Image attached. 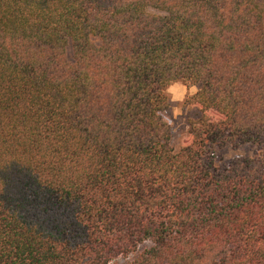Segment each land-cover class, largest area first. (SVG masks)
Listing matches in <instances>:
<instances>
[{
	"label": "trees",
	"instance_id": "16d2710c",
	"mask_svg": "<svg viewBox=\"0 0 264 264\" xmlns=\"http://www.w3.org/2000/svg\"><path fill=\"white\" fill-rule=\"evenodd\" d=\"M117 259L264 264V0H0V264Z\"/></svg>",
	"mask_w": 264,
	"mask_h": 264
},
{
	"label": "rangeland",
	"instance_id": "374dc122",
	"mask_svg": "<svg viewBox=\"0 0 264 264\" xmlns=\"http://www.w3.org/2000/svg\"><path fill=\"white\" fill-rule=\"evenodd\" d=\"M178 83L181 87L178 88L174 93H168L170 99V107L167 114L168 121L171 125V139L170 144L177 151L181 145L186 141L189 129V121L197 120L199 117L198 111L195 107L185 101V99L193 95L192 89L197 87L193 86L187 88L182 82ZM195 91V92H196ZM173 95L181 96V99H173ZM237 152L232 151L230 148L225 150V158L228 159L235 155ZM110 264H125L123 259H117Z\"/></svg>",
	"mask_w": 264,
	"mask_h": 264
},
{
	"label": "clouds",
	"instance_id": "9594fccd",
	"mask_svg": "<svg viewBox=\"0 0 264 264\" xmlns=\"http://www.w3.org/2000/svg\"><path fill=\"white\" fill-rule=\"evenodd\" d=\"M180 87L181 86L178 83H172V84L169 85V87L166 89V91L168 93H174ZM195 91H196V89L193 88L192 89L193 94L195 93ZM181 98H182L181 96L173 95V99H181Z\"/></svg>",
	"mask_w": 264,
	"mask_h": 264
}]
</instances>
